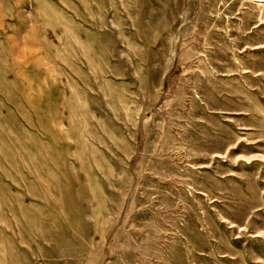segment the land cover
I'll return each instance as SVG.
<instances>
[{"label":"rangeland","instance_id":"rangeland-1","mask_svg":"<svg viewBox=\"0 0 264 264\" xmlns=\"http://www.w3.org/2000/svg\"><path fill=\"white\" fill-rule=\"evenodd\" d=\"M0 264H264V2L0 0Z\"/></svg>","mask_w":264,"mask_h":264},{"label":"bare ground","instance_id":"bare-ground-1","mask_svg":"<svg viewBox=\"0 0 264 264\" xmlns=\"http://www.w3.org/2000/svg\"><path fill=\"white\" fill-rule=\"evenodd\" d=\"M254 1H256V2H264V0H254ZM197 36V35H196ZM200 44H198V46H199ZM199 48V47H198ZM200 50V49H199ZM169 92V91H168Z\"/></svg>","mask_w":264,"mask_h":264}]
</instances>
